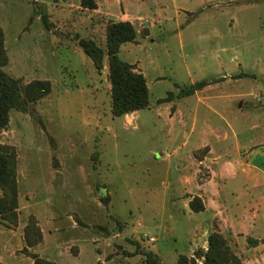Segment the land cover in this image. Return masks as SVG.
Returning <instances> with one entry per match:
<instances>
[{
  "label": "rangeland",
  "instance_id": "obj_1",
  "mask_svg": "<svg viewBox=\"0 0 264 264\" xmlns=\"http://www.w3.org/2000/svg\"><path fill=\"white\" fill-rule=\"evenodd\" d=\"M143 1L138 15L160 23L147 24L146 35L131 19L139 29L138 45L128 43V50L119 52L122 60L147 67L151 107L138 111L139 128L134 129L111 113L106 58L99 73L78 44L90 37L104 47V18L76 8L79 0H0L9 59L4 71L21 84L51 83V92L26 111H10L0 144L16 152L21 216H35L44 229V240L31 252L56 264H136L142 256L126 253L135 250L133 241L155 252L161 264H176L178 255L189 254L194 222L163 192L174 170L149 154L171 144L165 128L146 119L155 113L158 98L168 93L177 98L180 88L197 81H223L229 69L246 73L241 83L220 91L248 95L206 102L234 110L224 115L241 140L264 138V0L230 9L231 25L220 0H190L186 10L174 9L169 0L166 7ZM210 117L214 125L223 124ZM229 139L232 144V135ZM154 155L161 157L158 151ZM243 181L239 176L227 185L242 190ZM232 200L228 195L229 210L242 212L243 201ZM0 238L7 241L6 234ZM18 244L19 236L7 243L12 250ZM22 248L0 264H29Z\"/></svg>",
  "mask_w": 264,
  "mask_h": 264
},
{
  "label": "crops",
  "instance_id": "obj_2",
  "mask_svg": "<svg viewBox=\"0 0 264 264\" xmlns=\"http://www.w3.org/2000/svg\"><path fill=\"white\" fill-rule=\"evenodd\" d=\"M165 1L167 0H156L162 7L167 6ZM189 1L169 0L176 10H186ZM199 1L213 2V0ZM95 2L97 6L91 10V14L104 18L106 22L109 20L129 21L133 24L131 19L141 17L138 12L144 7L143 0H95ZM220 2L227 10L224 15L229 25L234 22V13L230 9H234L236 5L238 8L245 3L253 5V0H220ZM69 5L73 4L69 3ZM76 8L82 9L79 5ZM157 22L160 23V20H154L150 26H155ZM136 30L138 34L139 29L136 28ZM145 30H148L146 35H149L150 31L146 26L141 28V33ZM138 41L136 36L135 42L128 43H135L137 46ZM128 43L122 44L119 52L128 50L125 46ZM216 58H218L217 54ZM129 63L137 64L135 70L143 74L148 87L147 67L139 61ZM262 73L264 74L263 69ZM243 74L247 76L246 73L229 69V73L221 78L223 81H208L207 85L192 95L182 98L172 96L162 103L156 101L155 113L150 117L147 116V122L151 121L153 125L158 124L160 128H165L164 137L169 139L171 144L158 150H150L149 154L152 155L155 163L162 164L168 170H174L170 182L165 183L166 187L163 192L169 195L171 201L178 202L194 222L192 228L194 245L188 257H194L197 249L206 250L208 234L216 231L223 235L242 264H264V138L256 140L250 137L241 140L224 115L234 113V110L227 111L228 105L219 108L208 105L206 102L208 99L231 101L233 97L248 95L247 92L220 91L222 87L241 83L242 78L245 77ZM159 78L156 76L153 79L158 80ZM216 90L219 91L215 92ZM207 93L210 95H206ZM200 94L204 96L200 97ZM194 96L195 99L192 98ZM243 103L242 101L238 108H241ZM150 107L149 104L148 108ZM138 111L123 115L124 125L128 124L138 129L139 124L136 121L141 117ZM212 115L223 124L214 125L210 117ZM255 126L253 124L249 129H254ZM230 135L233 138L232 144L229 141ZM156 151L160 152L161 157H155ZM239 176L244 180L242 190L235 188L233 184L227 185ZM228 195L232 196V201H243L239 206L242 212L236 209L229 210ZM194 197L201 200L203 205L201 211L195 212L190 208V201ZM21 209L19 201L16 226L8 228L0 223V234L7 235V241L0 238L1 260H4L3 257L6 255L11 257L25 246L23 228L30 214L27 218L22 217ZM40 228L44 240V229L41 226ZM18 236L19 244L13 250L9 249L7 243ZM202 239L205 240L203 244L200 243ZM39 245L41 243L29 250L34 251V248ZM81 254L82 251L79 250L75 257ZM38 256L41 257L39 254ZM23 258L28 259L29 264L34 262L29 256ZM23 258H17V261H22ZM98 259L100 258L97 257L96 260ZM196 261L198 262V258Z\"/></svg>",
  "mask_w": 264,
  "mask_h": 264
},
{
  "label": "trees",
  "instance_id": "obj_3",
  "mask_svg": "<svg viewBox=\"0 0 264 264\" xmlns=\"http://www.w3.org/2000/svg\"><path fill=\"white\" fill-rule=\"evenodd\" d=\"M82 9L93 10L96 8L95 0H79ZM137 30L129 21L109 20L105 24V46H99L92 38H80L79 46L89 57L97 72H101L106 58L107 76L110 93V110L113 116L120 117L125 114L149 107V90L146 79L142 73L135 70L134 64L122 60L119 50L122 44L135 42ZM4 31L0 28V131L8 127L10 111L13 109L26 111L28 106L51 92V83L47 79H34L25 84L17 78L6 73L3 67L8 63V55L4 46ZM245 75V74H243ZM209 82L202 80L179 89L176 97L182 98L202 89ZM173 96L168 93L165 98L157 100L165 102ZM102 200L107 201L106 195ZM19 192L17 184V158L13 148L0 144V223L5 227L18 224ZM190 208L201 211V200L194 197L190 201ZM25 246L22 251L33 259V264H56L32 253V248L43 240L40 226L35 216L29 215L23 228ZM135 250L126 252L129 256L140 254L142 257L136 264H161L158 255L152 250H143L133 241ZM196 258L201 259V264H242L234 254L226 239L219 232H211L207 236L206 250L197 249L194 257L180 254L176 264H197Z\"/></svg>",
  "mask_w": 264,
  "mask_h": 264
},
{
  "label": "built area",
  "instance_id": "obj_4",
  "mask_svg": "<svg viewBox=\"0 0 264 264\" xmlns=\"http://www.w3.org/2000/svg\"><path fill=\"white\" fill-rule=\"evenodd\" d=\"M135 20L139 21V25H140L141 28L143 26H146L147 24L151 25L154 22L153 20H149L147 18H141V17L135 18ZM137 224L139 225L140 223H137ZM143 237L146 238L147 241L150 242V243L155 242V238L153 236H149L147 234H143Z\"/></svg>",
  "mask_w": 264,
  "mask_h": 264
},
{
  "label": "water",
  "instance_id": "obj_5",
  "mask_svg": "<svg viewBox=\"0 0 264 264\" xmlns=\"http://www.w3.org/2000/svg\"><path fill=\"white\" fill-rule=\"evenodd\" d=\"M147 33H148V30H145V31H144V34H147Z\"/></svg>",
  "mask_w": 264,
  "mask_h": 264
}]
</instances>
